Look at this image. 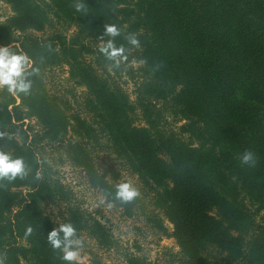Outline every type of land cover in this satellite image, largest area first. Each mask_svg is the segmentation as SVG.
Here are the masks:
<instances>
[{
  "label": "trees",
  "instance_id": "obj_1",
  "mask_svg": "<svg viewBox=\"0 0 264 264\" xmlns=\"http://www.w3.org/2000/svg\"><path fill=\"white\" fill-rule=\"evenodd\" d=\"M0 2L11 11L0 46L39 69L19 103L0 91V133L20 137L0 139V150L29 168L24 180L0 187L5 264H62L46 240L59 226L45 213L50 204L61 208L60 224L113 247L108 230L71 205V190L43 158L47 147L102 198L126 182L121 171L136 177L140 196L113 207L173 239L182 264H264V0H84L86 16L75 11L79 0ZM105 24L121 30L115 43L128 59L119 69L99 52ZM58 68L82 89L81 101L46 89V72ZM245 151L254 167L241 164ZM103 155L119 168L100 169Z\"/></svg>",
  "mask_w": 264,
  "mask_h": 264
},
{
  "label": "rangeland",
  "instance_id": "obj_2",
  "mask_svg": "<svg viewBox=\"0 0 264 264\" xmlns=\"http://www.w3.org/2000/svg\"><path fill=\"white\" fill-rule=\"evenodd\" d=\"M11 15L10 7L0 2V22ZM65 69H54L46 72L45 84L50 93L66 95L71 101H81L82 89L76 88L74 82L68 80ZM123 90L133 100V87L126 78L116 79ZM34 125V122L30 123ZM43 158L51 166L53 177L71 190L70 203L90 219L98 221L112 237L113 247L110 250L99 248L86 234L82 235L84 247L82 255H87L88 264H127V255H137L143 258L147 264H182L179 249L171 238L162 236L152 224L148 223L145 216L126 218L122 212L114 207L108 208V203H101L102 196L87 182L84 173L71 166L60 158V154L53 148H45L41 152ZM100 169H106L113 164L119 168L118 163L101 156ZM106 167V168H105ZM120 181L132 183L138 191L140 184L136 177L126 171H121ZM146 203L149 201L145 199ZM149 207V204H148ZM45 213L49 215L56 226L61 223V208L53 204L44 206ZM150 210L152 207L149 208ZM149 215V213H148ZM164 220L165 226L171 229V225Z\"/></svg>",
  "mask_w": 264,
  "mask_h": 264
},
{
  "label": "clouds",
  "instance_id": "obj_3",
  "mask_svg": "<svg viewBox=\"0 0 264 264\" xmlns=\"http://www.w3.org/2000/svg\"><path fill=\"white\" fill-rule=\"evenodd\" d=\"M75 11L86 16L88 7L84 0L74 5ZM121 35V30L116 24L103 25V35L101 39L107 37L103 46L99 48L100 54L111 62L113 69H119L121 64L127 61L125 55V47L117 46L115 38ZM128 43L134 47L139 46V40L134 34L126 37ZM140 63H143L141 61ZM39 69L34 66V62L23 52L13 51L9 46H0V91L6 92L8 95L17 98L27 97L31 94L33 88L32 76L38 74ZM8 141L16 140L19 142L20 137L17 133H0V139ZM241 164L254 167L256 159L252 152L245 151L241 156ZM29 174L28 165L23 157H13L8 151L0 150V187L4 183H12L24 180ZM39 173L36 179H39ZM140 196L138 189L130 182H121L115 185L114 192H105L101 203L108 202V208H112L115 203L130 204ZM33 228L26 227L25 237L32 234ZM47 243L52 250L61 253L59 259L62 264H88L87 255H82L84 247L83 239L77 234V229L71 223L59 224L57 228H53L46 235ZM0 264H5V258L0 256Z\"/></svg>",
  "mask_w": 264,
  "mask_h": 264
}]
</instances>
